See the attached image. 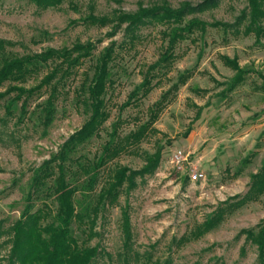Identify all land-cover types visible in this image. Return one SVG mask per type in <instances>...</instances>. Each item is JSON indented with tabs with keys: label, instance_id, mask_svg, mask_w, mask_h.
I'll return each mask as SVG.
<instances>
[{
	"label": "rangeland",
	"instance_id": "1",
	"mask_svg": "<svg viewBox=\"0 0 264 264\" xmlns=\"http://www.w3.org/2000/svg\"><path fill=\"white\" fill-rule=\"evenodd\" d=\"M185 3L207 5L187 19L219 21L230 27L209 26L204 33H188L176 45L171 68L153 80L159 81L153 90L138 103L122 107L142 82L148 65L167 45L163 31L168 25L151 22L139 26L138 39L130 47L125 45L126 24L117 27L113 19L119 12L134 13L142 6L179 8ZM244 12H249V0H63L49 8L32 0H0V42L4 43L0 66L4 55L92 42L93 55L79 67L71 83L75 87L86 73L93 74L94 63L105 47L116 44L114 83L106 95L111 116L100 135L82 146L78 155L93 157L100 151L118 119L122 120L123 136L144 124L150 107L179 75L186 70L192 73L168 94L153 124L156 130L110 162V168L140 169L148 155L158 149L162 155L154 172L137 177L135 189L123 190L116 205L99 212L96 234L89 242L98 247L99 255L91 264H264L257 244L244 232H257L264 223V36L257 39L255 32H245L247 18L238 24ZM91 15L107 16L109 22L92 23ZM222 54L236 57L248 70L233 90L228 87L237 71L224 63ZM33 83L30 79L27 85ZM47 94L43 91L30 99L25 117H20V104L8 108L10 96L0 100V264H18L11 251L12 227L28 205L32 211L43 203L57 208L46 187L37 191L31 187L32 179L88 117L82 107L74 105L71 92L69 97L61 96L58 115L45 129L39 104ZM177 150L205 178L193 181L179 169L172 162ZM125 208L130 216L129 241L123 231Z\"/></svg>",
	"mask_w": 264,
	"mask_h": 264
},
{
	"label": "trees",
	"instance_id": "2",
	"mask_svg": "<svg viewBox=\"0 0 264 264\" xmlns=\"http://www.w3.org/2000/svg\"><path fill=\"white\" fill-rule=\"evenodd\" d=\"M32 1L42 8L55 7L63 2ZM206 6H191L187 3L179 8L169 5L142 6L137 12H119L115 16L113 20L117 22V27L126 24L125 45L130 47L138 39L136 29L139 26L151 22L168 25L163 31V36L168 38L167 45L159 58L148 65L142 82L130 92L122 107L138 103L153 90L159 82L153 83V80L171 68L177 57L176 45L178 41L186 39L188 33L193 30L204 33L209 26H221L226 30V27H230L229 24L219 21L207 23L197 17L186 18L189 14L203 11ZM88 18L95 24L106 25L109 22L107 16L91 15ZM245 18L248 19L245 28L247 34L255 32L257 39L264 36V0H249V12H244L238 24ZM94 48L92 42H76L72 47H51L37 53L2 57L0 87L6 82L9 84L5 90L0 91V100L10 96L9 109L20 104V117L27 115L30 99L43 91L48 94L39 104V119L45 129L58 115L61 96L69 97L71 92L74 105L82 107L88 116L82 127L69 136L61 149L43 162L32 179L31 187L36 191L46 187L57 201V208L54 209L51 203H43L32 211L28 205L13 225L14 244L11 251L18 264H91L94 261L99 250L98 247L89 245V242L96 234L94 227L99 212L106 206L116 205L123 190L128 193L135 189L138 185L137 177L154 172L162 155L159 149L148 155L146 164L140 169L125 165L110 168V162L124 151L138 145L150 130H156L153 124L165 106L168 94L178 89L192 75L190 70L181 73L178 81L150 107L148 120L137 129L131 130L125 136L121 135L122 120L118 119L112 124L109 139L101 146L100 151L95 152L93 157L78 155L82 146L100 135L101 129L111 116L106 95L114 83L112 67L119 52L114 42L105 47L96 59L93 74L90 76L86 73L77 86H71L79 67L86 58L93 55ZM3 49L4 43L0 42V51ZM221 58L226 65L237 71L228 87V90H233L243 82L248 70L239 65L236 57L222 54ZM30 79L35 83L27 85ZM106 172L108 175L104 177ZM50 181L52 183L48 184ZM122 219L124 235L129 241L130 216L126 208L123 209ZM244 232L257 244L259 256L264 259V223L257 232L254 229Z\"/></svg>",
	"mask_w": 264,
	"mask_h": 264
},
{
	"label": "built area",
	"instance_id": "3",
	"mask_svg": "<svg viewBox=\"0 0 264 264\" xmlns=\"http://www.w3.org/2000/svg\"><path fill=\"white\" fill-rule=\"evenodd\" d=\"M172 162L183 171L187 172L193 181L205 178V174L196 165L188 160V157L182 150H177L172 155Z\"/></svg>",
	"mask_w": 264,
	"mask_h": 264
}]
</instances>
